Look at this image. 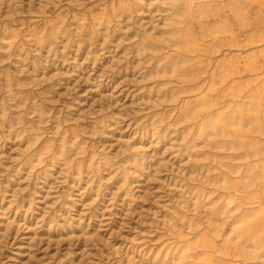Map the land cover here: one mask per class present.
<instances>
[{"label":"rangeland","instance_id":"374dc122","mask_svg":"<svg viewBox=\"0 0 264 264\" xmlns=\"http://www.w3.org/2000/svg\"><path fill=\"white\" fill-rule=\"evenodd\" d=\"M0 264H264V0H0Z\"/></svg>","mask_w":264,"mask_h":264},{"label":"bare ground","instance_id":"6f19581e","mask_svg":"<svg viewBox=\"0 0 264 264\" xmlns=\"http://www.w3.org/2000/svg\"><path fill=\"white\" fill-rule=\"evenodd\" d=\"M227 202L226 203H229L230 201H231V199H228V200H226Z\"/></svg>","mask_w":264,"mask_h":264}]
</instances>
